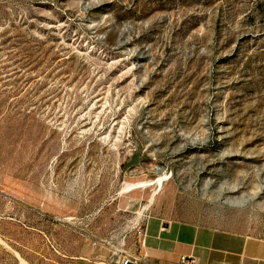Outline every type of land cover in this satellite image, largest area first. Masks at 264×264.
Segmentation results:
<instances>
[{
	"label": "rangeland",
	"instance_id": "rangeland-1",
	"mask_svg": "<svg viewBox=\"0 0 264 264\" xmlns=\"http://www.w3.org/2000/svg\"><path fill=\"white\" fill-rule=\"evenodd\" d=\"M148 218L264 241V0H0V264Z\"/></svg>",
	"mask_w": 264,
	"mask_h": 264
},
{
	"label": "crops",
	"instance_id": "crops-1",
	"mask_svg": "<svg viewBox=\"0 0 264 264\" xmlns=\"http://www.w3.org/2000/svg\"><path fill=\"white\" fill-rule=\"evenodd\" d=\"M142 231L127 264H182L180 254H192L196 264H264V241L256 238H230L195 224L153 218L145 220ZM119 258L118 254L107 260L79 258L72 264H118Z\"/></svg>",
	"mask_w": 264,
	"mask_h": 264
},
{
	"label": "built area",
	"instance_id": "built-area-1",
	"mask_svg": "<svg viewBox=\"0 0 264 264\" xmlns=\"http://www.w3.org/2000/svg\"><path fill=\"white\" fill-rule=\"evenodd\" d=\"M140 233L143 234V231H140ZM179 260L182 264H196L195 257L192 254H180ZM131 261V255L125 253L122 257L119 258L118 264H127Z\"/></svg>",
	"mask_w": 264,
	"mask_h": 264
}]
</instances>
